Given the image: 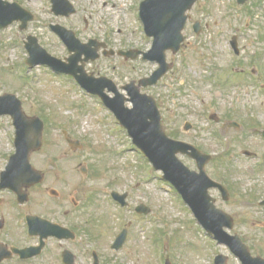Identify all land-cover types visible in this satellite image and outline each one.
Instances as JSON below:
<instances>
[{
	"label": "rangeland",
	"instance_id": "rangeland-1",
	"mask_svg": "<svg viewBox=\"0 0 264 264\" xmlns=\"http://www.w3.org/2000/svg\"><path fill=\"white\" fill-rule=\"evenodd\" d=\"M11 1L22 3L34 20L26 30L18 28L20 22L0 30V95H16L23 101L27 115L41 117L46 123L44 148L31 157L35 168L51 174L59 171L62 176L64 172L57 165L79 154L80 160L70 165L79 169L89 165L92 173L98 174L82 181L80 195L90 200L85 212V219L91 221L87 234L91 231L93 237L112 239L128 228L127 248L118 256L120 264H165L167 259L172 264H214L218 254L228 256V264H240L228 246L208 237L175 189L163 180L162 173L150 167L129 135L117 127L110 111L101 108L97 99L82 92L70 79L55 76L45 66H26L29 55L24 43L29 36L37 38L57 58L70 56L51 25L73 30L82 43H105L109 51L151 49V40L141 31L139 19L145 0H70L78 12L69 18L54 15L50 0ZM189 16L182 50L176 55L167 53L172 69L159 88L147 93L161 103L167 132L182 130L180 140L208 147L214 155L225 153V166L232 170H217V160L207 171L215 178L224 175L226 186L233 188L231 204L226 207L238 221L233 233L240 234L254 254L264 256V230L259 227L264 223V208L259 206L264 199V141L253 130L251 138L246 139L241 135L250 132L246 127L238 133L227 130L217 140L220 125L209 119L210 114H234V118L251 122L254 129L264 127V0H248L245 5L237 0H201ZM196 21L203 26L199 37L191 26ZM234 37L238 56L231 45ZM157 68L148 61L131 62L110 55L86 65L87 71L102 73L121 87L151 75ZM254 72L258 75L257 86L249 83ZM245 76L249 82L244 81ZM186 122L193 125L188 132L184 131ZM61 130H71L67 136L73 140L81 137L85 148L73 150L62 141ZM14 132L12 119L0 117V176L15 152ZM246 151L257 157L247 160ZM47 153L55 160L46 158ZM181 159L196 169L188 158ZM113 191L128 192L129 207L117 204L111 197ZM141 203L151 208L150 215L136 213Z\"/></svg>",
	"mask_w": 264,
	"mask_h": 264
},
{
	"label": "water",
	"instance_id": "water-1",
	"mask_svg": "<svg viewBox=\"0 0 264 264\" xmlns=\"http://www.w3.org/2000/svg\"><path fill=\"white\" fill-rule=\"evenodd\" d=\"M198 0H148L146 6H155L152 12L158 13L162 19L160 21L159 32L156 33L157 43L156 49L162 55V69L153 76L152 82L157 80L166 72L167 67L164 60V51L166 48H171L177 52L180 48V44L183 41L181 31L184 28L186 17V11L190 10ZM248 0H238L239 4H245ZM74 10L70 8L63 14L69 16ZM143 16V14H142ZM32 16L29 15L22 19L24 28L27 27L28 21L32 20ZM157 18V17H155ZM174 18V19H173ZM177 22H176V20ZM177 23V24H176ZM149 34L155 35L154 32ZM63 39L68 44L71 51L78 52V56H81V52L78 50L79 44L72 33L62 30L61 33ZM30 43L27 48L32 55L29 62L31 64H48L54 69L64 72L67 71L63 68V64L50 57L42 50L36 39H30ZM154 51L149 56L154 59ZM89 57L86 59L88 60ZM95 59V57H92ZM73 65H76L78 60H71ZM74 75L77 71H69ZM77 77L82 85L87 87L95 94H99L104 98L106 104H108L121 124L125 126L130 135L133 136L134 142L149 156L151 161L158 169H162L165 172V179L172 182L178 191L182 194L185 201L191 206L196 217L199 219L202 226L207 229L211 234L215 235L220 243H226L231 250L241 258L245 264H257L264 263L260 258L252 259L250 257L247 246H245L238 236H229L224 232L225 227H232V223L229 217L225 216L221 211L217 210L211 203L212 199L208 194V189L215 186V183H210L207 176L204 174V156L196 152V157L199 161L201 174H196L189 171L181 162L178 161L176 155L180 152L184 153L189 150V147L183 143L174 142L169 140L160 125V116L154 101L146 96H141L138 90L131 91V101L134 103L133 109L125 108V98H120L119 102L115 100L109 101L105 95H103L104 86L98 85L102 81L94 82L91 79L86 78L84 72ZM0 114H10L15 118L17 127L16 147L17 154L11 158L8 171L2 175L1 188H11L19 191L27 186L29 182H39L36 179L35 173L29 172L31 169L29 165V157L33 151L39 150L42 146V129L43 124L38 118L28 119L24 117L21 110V102L14 96L7 95L0 98ZM125 197H122L121 202L123 204ZM140 213H149L150 210L145 207L138 209ZM57 226H53V230L49 232L50 235L57 233ZM126 231H124L119 238V245L123 243L126 237ZM216 264H225V257H217Z\"/></svg>",
	"mask_w": 264,
	"mask_h": 264
},
{
	"label": "flooded vegetation",
	"instance_id": "flooded-vegetation-1",
	"mask_svg": "<svg viewBox=\"0 0 264 264\" xmlns=\"http://www.w3.org/2000/svg\"><path fill=\"white\" fill-rule=\"evenodd\" d=\"M2 1L6 3H17L11 0H0V8L7 6V4ZM21 5L22 7L24 6L22 3ZM190 22L191 17L188 23ZM15 25H17L16 21L10 26ZM202 31L203 28H201V32ZM106 51L107 50L104 49L100 50L99 55L106 56ZM89 73L92 75L94 74L96 77L105 76L102 73ZM147 77L148 76H144L138 80L131 81H137V83H139ZM160 82L161 81L151 87L142 86L141 91L147 93L152 89L159 88ZM123 87L124 86H119L120 90H123ZM156 101L161 110V103L158 98ZM233 115L234 114L224 113L223 116H218L215 114L213 122L220 125V129L218 130L220 134L224 135L227 130H233L228 128V124L230 123L228 120L234 119ZM247 125L250 128L249 136L251 138L250 134L253 131H251V122L248 120ZM174 131H176L175 128L172 129L170 133ZM67 135V133L62 131V141L69 145V137ZM215 137L218 140L216 135ZM76 142L78 144L74 145L83 150L84 146L81 143L82 140L77 138ZM200 150L205 154H212L209 152L208 147H200ZM45 157H50L49 160L52 159V161L55 160V157L51 153L45 154ZM212 157L213 161L209 163L208 168L218 160L219 164L217 170H221L222 168H224L225 171L232 170L223 163L224 153L221 154L218 152L216 155L212 154ZM78 160H80L79 154L72 155L71 159H62L63 163L57 165L58 169L60 168L64 172L62 176L59 174V171L56 174H51L49 171L43 172L44 180L41 184L36 186H31L32 184H29L27 188L23 189L21 198L23 202H19V195L15 191L0 190V264H120L118 256L126 250L128 242H126L120 250H115L113 249V245L117 237H113L112 239L111 237H104V239H100V237H93L91 231V234H87L91 227V221L85 219V212L88 210L90 200L88 197L80 195V192L83 179L86 182L91 175L93 177L95 174L92 173L89 165L83 166L81 169L76 168L75 164L70 165ZM58 161L60 162L61 160ZM83 164L85 165V163ZM79 165H81V163H79ZM49 167L54 168V166L51 165H49ZM65 167H72L78 169V171L68 170ZM249 168H251V166L248 167V169ZM94 171L96 173V170ZM95 177H97V175ZM215 179L220 183H226V177L224 175H219ZM228 187L230 193L228 201H225V198L219 190H214L217 196V202L219 201L218 207L224 211L227 210L226 207L230 206L232 201L231 197L233 196V188L231 186ZM66 191L70 192L67 193ZM49 201L53 204H49ZM35 218L38 219V221L39 219L48 220L66 228L68 231H63L59 237L31 235L29 221H32L36 229L40 230L41 227ZM42 224L45 226L44 223ZM36 229L34 230L33 228L32 232L36 231ZM40 231L43 234V231ZM107 241H109V243H107ZM16 250H24L26 252L20 254V252ZM253 256L260 255L254 254Z\"/></svg>",
	"mask_w": 264,
	"mask_h": 264
},
{
	"label": "bare ground",
	"instance_id": "bare-ground-1",
	"mask_svg": "<svg viewBox=\"0 0 264 264\" xmlns=\"http://www.w3.org/2000/svg\"><path fill=\"white\" fill-rule=\"evenodd\" d=\"M123 1V0H122ZM123 4V3H122Z\"/></svg>",
	"mask_w": 264,
	"mask_h": 264
}]
</instances>
